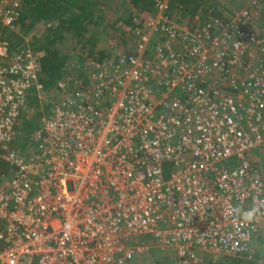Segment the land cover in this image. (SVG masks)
<instances>
[{
  "label": "built area",
  "instance_id": "1",
  "mask_svg": "<svg viewBox=\"0 0 264 264\" xmlns=\"http://www.w3.org/2000/svg\"><path fill=\"white\" fill-rule=\"evenodd\" d=\"M132 42L56 80L59 100L17 143L40 98L38 54L0 33V264H134L150 238L174 259H251L264 238L262 0L222 16L152 0ZM24 0H0L14 28Z\"/></svg>",
  "mask_w": 264,
  "mask_h": 264
},
{
  "label": "rangeland",
  "instance_id": "2",
  "mask_svg": "<svg viewBox=\"0 0 264 264\" xmlns=\"http://www.w3.org/2000/svg\"><path fill=\"white\" fill-rule=\"evenodd\" d=\"M86 3L89 9L90 0H80ZM26 0L23 2L22 12L26 7ZM207 8V13L219 12L222 15L232 11L248 7L251 0H203ZM74 5L68 6L67 14L74 13ZM134 9L131 0H96V6L93 9V22L87 25L85 37L79 38L62 29L60 35L55 37L53 46L61 51L65 56L62 68V77H69L73 74L74 65L86 59L87 52L91 49L95 56L112 55L130 45L133 41L131 32L125 30V27L117 25L118 28L111 27L114 19L121 13ZM14 28L1 26L0 33L11 45L12 49L29 48L38 54L39 60L44 53L45 43L49 30H55L59 25L56 17L50 20H32L27 17L28 13L24 11ZM134 14L140 18L138 10H133ZM76 13V11H75ZM145 15V14H143ZM142 15V16H143ZM141 16V17H142ZM179 23L185 20L184 16H179ZM253 27L260 33L264 34V0L261 2V17L256 20ZM123 29V30H122ZM89 36H93V46L87 42ZM87 38V39H86ZM92 54L90 56H92ZM42 81V75H40ZM34 98L20 117L17 125V143H24L29 133H26L29 124H36L40 112L49 113L53 103L59 100V94L53 86L45 87L40 93V98ZM247 155L250 160L264 162V147L259 151H248ZM4 180H0V187L3 186ZM147 250L143 255L138 257L134 264H168L174 259V254L170 250H162L150 238L147 239ZM253 257L251 259L225 257L221 258L216 264H264V238L256 239L252 244ZM203 264H212L209 262L207 255H204Z\"/></svg>",
  "mask_w": 264,
  "mask_h": 264
},
{
  "label": "trees",
  "instance_id": "3",
  "mask_svg": "<svg viewBox=\"0 0 264 264\" xmlns=\"http://www.w3.org/2000/svg\"><path fill=\"white\" fill-rule=\"evenodd\" d=\"M89 9L86 3L80 0H26V10L28 13L27 17L34 20H50L54 17L57 18L59 25L55 30L50 29L49 33L46 34L47 41L44 47V53L40 57L42 83L44 87L53 86L57 79L62 77V68L65 61L64 54L53 46L55 37L60 35L62 29L66 30L76 37L82 38L86 35L87 25L93 22V9L96 6V0H90ZM74 5L75 9L72 14H67L68 6ZM132 7L141 13L147 14L153 10L152 0H131ZM172 8L181 6L180 14L193 15L202 9L203 14H207V8L203 3V0H170ZM133 9V10H134ZM133 10L130 9L121 12L112 22L111 27L114 29L118 28L117 25L125 27V30L131 32L134 27L133 17L137 16ZM76 11V13H75ZM212 16H221L219 12H212ZM123 30V29H122ZM87 39V38H86ZM93 36H89L87 42L93 46ZM92 54L91 49L87 52V56ZM92 56H95L92 54ZM102 57V56H98ZM35 100L34 97V102ZM33 102V101H32ZM37 127L36 124H29L26 133H30ZM9 165L6 162L0 161V175L7 174L9 171ZM240 259V258H239Z\"/></svg>",
  "mask_w": 264,
  "mask_h": 264
},
{
  "label": "crops",
  "instance_id": "4",
  "mask_svg": "<svg viewBox=\"0 0 264 264\" xmlns=\"http://www.w3.org/2000/svg\"><path fill=\"white\" fill-rule=\"evenodd\" d=\"M198 12H202V9H200ZM141 15H140V17L143 15V14H145V13H141V12H139ZM148 13H151V12H148ZM203 13V12H202ZM208 14V13H207ZM146 15V14H145ZM145 15H143L142 17H144ZM188 15L189 14H184V15H182L181 14V16H184L185 18H187L188 17ZM261 237H258L257 239H260ZM256 241V240H255Z\"/></svg>",
  "mask_w": 264,
  "mask_h": 264
}]
</instances>
